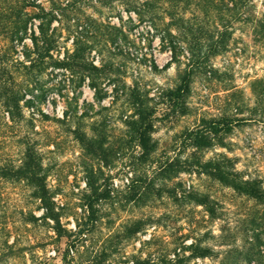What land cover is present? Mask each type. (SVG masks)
Here are the masks:
<instances>
[{
    "label": "rangeland",
    "instance_id": "rangeland-1",
    "mask_svg": "<svg viewBox=\"0 0 264 264\" xmlns=\"http://www.w3.org/2000/svg\"><path fill=\"white\" fill-rule=\"evenodd\" d=\"M37 2L43 11L0 0V264H264V201L186 165V130L227 116L235 124L225 144L201 158L223 153L264 186V0ZM17 23L27 32L15 34ZM75 40L102 68L97 90L91 77L57 65ZM189 47L198 50L195 71L190 90L176 98L170 91L181 83ZM132 93L153 110L155 151L147 160L125 122ZM29 145L39 159L33 174L23 165ZM166 161L173 169L159 174ZM29 177H45L69 232L88 214L89 181L109 192L78 239L40 218ZM141 177L148 189L132 197L128 185ZM192 192L206 196L213 214ZM203 247L206 256L192 254Z\"/></svg>",
    "mask_w": 264,
    "mask_h": 264
},
{
    "label": "trees",
    "instance_id": "trees-1",
    "mask_svg": "<svg viewBox=\"0 0 264 264\" xmlns=\"http://www.w3.org/2000/svg\"><path fill=\"white\" fill-rule=\"evenodd\" d=\"M24 7H39L41 11L44 10V7L41 6L37 0H20ZM25 15L29 17H37L40 16L38 13H31L30 11H24ZM13 32L15 34H19L20 32H27V26L24 23H17L13 27ZM87 28V27H85ZM40 34L43 37V44L46 39V32L43 26H40ZM34 40L37 43V36L34 35ZM78 40V39H77ZM75 40L74 50L72 52H67V54L63 57V59H59L57 61V65L60 67H65L72 72H78L81 75L82 79H85L87 76L91 77L92 86L97 90V83L95 81L94 74L101 71L102 68L97 67L92 62H88L86 57L84 56V48L79 46L78 41ZM39 41V40H38ZM220 41V40H217ZM223 42V41H222ZM225 46V43L224 45ZM42 47V46H41ZM172 50V61H179V54L176 49V45H171ZM190 56H187L188 62L186 63V69H184L181 75V83L175 88L171 90L170 93L174 94L176 98H180L182 95L187 93L190 90V82L192 80V74L195 71L194 63L195 59H197V53L195 48L189 47ZM171 62H168L164 65V67H169ZM154 68L158 69L157 64L154 63ZM140 94V95H139ZM132 93L129 94L128 100L133 110V113L130 115V118L126 120V124L128 126V133L136 136L137 141L141 147V153L139 157L141 159L147 160L150 155L155 151L154 141L152 138L153 131V123L149 119L150 114H152L153 110H149L148 106L145 103V100L141 98L143 94L141 93ZM135 98V99H133ZM133 99V100H132ZM19 100L20 98H14L16 108H19ZM7 108L10 107L9 101L4 103ZM71 114L68 111L64 112V119H69ZM234 120L227 116H222L219 118H211V119H202V122L193 127L186 130V150H190L191 153L189 158H192L191 161L186 159V165L188 166L187 170H197L199 173H205L207 175L212 176L217 179L221 183L228 185L233 188L236 192L248 195L250 197L259 199L264 201V186L261 181L257 178H245L242 173H240L236 167L233 158L221 153L215 157H211L209 159H202L200 153L206 149L213 147L216 143L225 144L224 138L225 135L230 133L234 126ZM85 133H80L78 138L82 141L83 145L86 149H89L91 146V142L87 139H84L81 136H85ZM153 143V144H152ZM32 147L28 146V155L27 159L24 162V170L33 174L36 166L39 164V159L36 155L32 153ZM174 161V159H173ZM166 161L163 165L161 172H166L167 170L173 169L175 162ZM171 168V169H170ZM31 184L35 187V197L40 201V207L43 208V213L40 218L44 219H52L53 225L52 227L55 231L60 235H75L76 238H82L84 234L89 231V226L95 222V202H97L100 198L106 196L109 190H99V186L95 185L93 181H89V188L91 191L84 194L85 202L83 206L87 205L86 210H88V214L83 216L81 222L77 224V231L69 232V230L64 227L61 223V214L62 211L60 209H56L55 201L53 199V194L50 193L47 183L45 181V177L32 179L30 178ZM146 179L143 177L134 178L131 183L128 185L130 189L135 193H132V197L136 194L142 195L147 190L148 182L146 185ZM174 191V190H173ZM175 195L176 192L174 191ZM192 196V199L195 200L198 204H203L206 206L208 212L213 214V209L211 208L207 198L203 193L192 192L189 193ZM138 226H142V219H138L136 221ZM71 242V241H70ZM76 243H70L69 248L75 245ZM210 252L209 247H203L192 250L193 255H201L206 256ZM178 257L180 253L177 254ZM176 259V258H174Z\"/></svg>",
    "mask_w": 264,
    "mask_h": 264
}]
</instances>
